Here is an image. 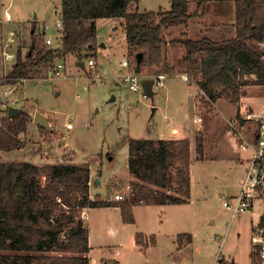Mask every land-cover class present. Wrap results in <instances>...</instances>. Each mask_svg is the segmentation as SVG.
I'll use <instances>...</instances> for the list:
<instances>
[{"label":"rangeland","instance_id":"obj_1","mask_svg":"<svg viewBox=\"0 0 264 264\" xmlns=\"http://www.w3.org/2000/svg\"><path fill=\"white\" fill-rule=\"evenodd\" d=\"M61 1L0 0V121L12 105L31 111L27 133L20 134L23 147H29L26 155L0 149V161L19 159L44 165H88L93 174L90 198L115 202L116 193L125 195L123 200L129 199L134 183H142L129 169L130 139L188 138L191 140L190 202L137 207L139 231L160 235L159 250L171 246L173 240L168 241L166 235L172 239L177 232L193 234L190 247L181 253L168 252L169 258L162 264H253L254 228L264 213V202L256 201L249 212L234 215L223 201L238 193V182L245 175L250 151L240 147L244 141L241 134L248 137L259 123L254 117L247 118L248 113L256 117L264 114V84L236 86L240 95L238 101L232 100V93L223 85L216 87V99L207 96L199 84L200 64L183 62L187 50L179 41L207 34L217 40L234 36L235 2L234 7L231 0L230 3H210L205 7L207 16L202 12L186 23L172 25L163 31L162 61L140 68L143 80L154 79L158 73L168 77L163 87H154L153 96L145 95L142 89L133 92L123 81L121 74L125 69L121 61L130 57L134 64L137 62L127 51L126 34L122 33L121 24L111 19L99 20V47L95 55L84 57L83 67L79 65L80 59L71 54L57 61L64 64L61 75L51 74L53 66H47L36 70L29 79L10 81L8 75L17 59V51L19 48L28 51L34 24L36 33L43 35L45 42L52 38L50 45H59ZM138 3H131L129 11H135ZM196 6L197 0H194L190 10ZM170 7L171 0H141L138 10ZM104 41L106 46L101 45ZM11 54L13 57L9 58ZM91 57L95 65H89ZM4 59L9 62L4 63ZM235 82L242 83V80L236 76ZM4 89L14 90L6 98ZM13 100L16 101L13 103ZM37 111L48 118L51 128L44 129L36 123L37 129L33 122ZM232 120H236L239 134L234 133ZM67 123H71L72 128H68ZM174 127L178 128L175 132L172 131ZM199 136L204 140V158L199 157L197 151ZM179 167V162H172L173 187L169 191L164 188L169 194L175 193ZM86 211L89 217L84 219L92 232L90 256L93 264H105L107 258L111 259L108 264H114L115 258L120 259V264L140 261L143 249L136 251L131 249V241L130 244L125 239L119 241L131 227L122 234L115 231L112 240L107 234V231L113 232L110 226H106L105 232L100 225L104 213L89 207ZM118 215L120 217L119 212ZM73 225L69 223L67 230ZM181 238L184 243L188 241L187 235ZM158 255L152 253V261L149 263V256L145 261L156 264L154 260Z\"/></svg>","mask_w":264,"mask_h":264},{"label":"trees","instance_id":"obj_2","mask_svg":"<svg viewBox=\"0 0 264 264\" xmlns=\"http://www.w3.org/2000/svg\"><path fill=\"white\" fill-rule=\"evenodd\" d=\"M135 1L140 0H62L63 31L59 45L45 42L44 36L36 33L34 24L29 49L17 51L9 80L29 79L36 70L54 67L67 55H76L80 61L95 55L100 44L99 18L125 19L124 33L128 51L137 62L135 69L140 71L145 64H159L164 55L163 31L186 23L202 14L207 4L221 0H197L194 10H190V0H171L168 10L130 12L129 6ZM233 1L235 36L217 40L207 34L179 41L187 50L183 62L200 64L199 84L207 96L216 99L215 89L223 85L232 93V100L238 101L236 86L264 84V0ZM236 76L242 83L235 82ZM252 76L256 79L252 80ZM28 119V113L1 119L0 149L12 151L24 146L20 134L28 129ZM197 139L199 157L204 158V140L200 136ZM129 141V169L142 183H134L132 196L123 201L90 198L92 178L88 165L0 161V264H90V232L83 223L87 207L119 206L124 222L134 223L133 208L141 202L146 205L189 202L191 140ZM175 161L180 164L177 185L175 193L169 194L164 188L169 191L173 187L170 168ZM69 223L74 225L67 230ZM258 226L264 227V214ZM183 235L187 233L179 234L177 243ZM136 238L139 245L145 244L143 233H137ZM191 238L188 235L189 241ZM251 257L253 264H264L260 247L253 246Z\"/></svg>","mask_w":264,"mask_h":264},{"label":"built area","instance_id":"obj_3","mask_svg":"<svg viewBox=\"0 0 264 264\" xmlns=\"http://www.w3.org/2000/svg\"><path fill=\"white\" fill-rule=\"evenodd\" d=\"M8 17L9 15H6V19H8ZM58 27L62 38L63 21L58 23ZM52 40V38H47L46 42L51 44ZM11 57H13L12 54L9 55V58ZM88 63L89 65H95V60L91 57ZM121 63L123 69H125L121 74V77L130 90L137 92L142 89L144 92L141 73L135 69V64L132 60L127 57L126 59H123ZM50 71L51 74L61 75L62 72H64V64L58 62ZM167 80L168 77L165 73H158L154 77L153 86L157 89L163 87L164 82ZM14 101L16 100H13V103ZM246 117H254L259 120V123L257 124L256 129H254L248 137H244L243 133L241 134L244 141L240 143V147L243 150L248 149L250 151L246 159L245 175L240 182L238 193L230 196V198L224 199L223 201V205L233 211L234 215L249 212L256 201L264 202V114L256 117L255 114L248 113ZM235 121L236 120H232L231 122L235 129L234 133L239 134L240 129L235 126ZM66 125L68 128H72L73 126L71 123H67ZM115 195V200L117 201H122L125 198V195L121 193H116ZM83 214L85 218V212ZM254 231L253 245L260 247V255L264 258V227L257 226Z\"/></svg>","mask_w":264,"mask_h":264},{"label":"crops","instance_id":"obj_4","mask_svg":"<svg viewBox=\"0 0 264 264\" xmlns=\"http://www.w3.org/2000/svg\"><path fill=\"white\" fill-rule=\"evenodd\" d=\"M140 1H139V3H140ZM193 1L194 0H190V3H193ZM231 1H232V5L234 7L233 0H231ZM231 1L230 0H225V1L224 0H221V1H218V2H220V3L229 2L230 3ZM139 3H138V7L136 8V10L139 9ZM61 4H62V1H61ZM233 10H235V7L233 8ZM138 11H140V10H138ZM130 12H135V11H132L131 10ZM204 12H205V14L203 16H207L206 15L207 12H206L205 9H204ZM100 19H111L115 23L119 22L121 24V26H120L121 29H123L122 30V33H124V22H125V19L124 18H122V17H117V18H99L97 20V27H98V22H99ZM61 21H62V17H61ZM115 28H117V26ZM124 34H126V33H124ZM235 35H236V31H235ZM102 43H101V45L106 46V42L105 41L102 42ZM126 48H127V51H128L127 45H126ZM8 62L9 61H7V60L4 61V63H8ZM85 64H86V61L85 60L79 62V65L82 66V67ZM13 90L14 89H12V90L11 89H7V90L4 89L3 90L6 98H8V96L11 95V93H12ZM6 91H8V92L6 93ZM27 112H28V115L30 117L31 111L30 112L27 111ZM7 115H8V113H7ZM30 120H31V117L28 119V123H30ZM33 120H34V118H33ZM33 122L37 126L36 122L35 121H33ZM37 129L39 130V126H37ZM172 129H173L172 131L175 132V131H177L178 128H175L174 127ZM25 133H27V131ZM160 138H164V137L161 136ZM27 148H29L27 145L25 147L15 148L12 151H10V153H13V151H16L17 153L24 152V154L26 155ZM24 158H25V156H24ZM14 160H19V159H14ZM14 160H4V161L5 162H8V161H14ZM241 160L243 161V159H241ZM19 161H24V160H19ZM27 162H30V161H27ZM34 163L41 164L39 162H34ZM45 164H49V163H45ZM42 165H44V164H42ZM92 177H93V174H92V171H91V178ZM242 178L243 177H241L240 180H239V182H238V186H237L238 190L240 188V182H241ZM92 181H93V178L91 179V183H90V192H91V187H92ZM90 196H91V194H90ZM108 200H111V199H108ZM114 201H117V200H114ZM179 204H182V203H179ZM159 205H163V206L167 205V206H170V205H173V204H159ZM141 206H150L151 207V206H158V205H146L145 203L141 202L140 205L134 206V208H133V213L135 215V222L134 223L124 222V220L122 218V213L120 211V207L119 206L106 205L105 207H101L102 209H96V207H89V209H93L95 211L101 212L102 214L104 213L103 214V217H102V222H101L100 225H101V228H103V231H105L106 226H110V229L113 232H108L107 231V234L110 236V238L112 240L114 238V234L116 233L115 231H119V233L122 234V231H124L125 229H128L129 227H131V230L126 231L125 234L120 237L119 241H124V239L127 240L128 243H129V241H131V244L129 243L131 245V249L136 250V251H139V250H142V249L144 250V252H142V254H140V257H141L140 258V261L132 260V263L131 264H147V262L145 260H146V258L148 256H149V263H150L152 261V258H153V257H150V255L152 253H158L159 254L154 261H156V264H162L163 262H165L166 260H168V258H169V255L167 257L168 252L173 251V253H174L176 251L177 253H181L187 246L190 247L191 244H193V241H194L193 234L188 233V232H179V233L177 232L176 235H174V234L172 235V239H170V236L169 235L168 236L167 235L164 236L168 241L169 240H171V241L173 240V241L171 242V246L169 245V247H168L169 249H166V248H163L162 247L159 250L160 240H161V238H160L161 236L160 235L158 237L157 234H153V233H150V232L141 230V229H140L141 231H139V228L137 226V216H136L135 210H136L137 207H141ZM98 208H100V207H98ZM84 212H85L86 216L89 217V214H87V211L85 210ZM118 212L120 213V217L118 215ZM87 218H85V219H87ZM86 221L87 220H85V222ZM112 225L114 227H111ZM86 227H88L89 232H90V240H89V244H90L89 250L90 251L88 252V255L90 257V264H93V260H92V258L90 256V252H91V248H92V246H91V244H92V232L90 230V226H89L88 223H87ZM137 233H143L144 234V243L145 244L139 245L137 243V238H136ZM183 233H187V236L191 234L192 235L191 240L190 241L189 240L188 241L186 240V243H184L183 241H181L180 243H177L178 235L179 234H183ZM139 253H141V252H139ZM110 260H111L110 258H107L105 260V264H108V261H110ZM114 264H120V259H116L115 258L114 259Z\"/></svg>","mask_w":264,"mask_h":264},{"label":"water","instance_id":"obj_5","mask_svg":"<svg viewBox=\"0 0 264 264\" xmlns=\"http://www.w3.org/2000/svg\"><path fill=\"white\" fill-rule=\"evenodd\" d=\"M138 56L141 57L142 56V52H140L138 54ZM153 84H154V79H152V78L145 79V80L142 81V87L144 89L145 95L153 96V94H154V86H153ZM8 109H9L8 110V116L10 118H12L13 116L18 115L20 113H28L26 109L19 108V107L13 106V105L10 106ZM34 121L39 126L45 127L47 129L51 128V125H49V122H48V118L43 113H41L40 111H37L35 113ZM0 222H1V220H0Z\"/></svg>","mask_w":264,"mask_h":264}]
</instances>
